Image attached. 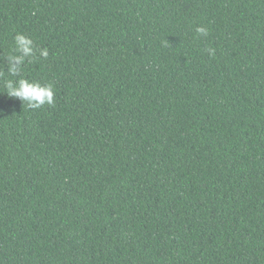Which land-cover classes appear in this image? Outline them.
Segmentation results:
<instances>
[{"label":"trees","instance_id":"1","mask_svg":"<svg viewBox=\"0 0 264 264\" xmlns=\"http://www.w3.org/2000/svg\"><path fill=\"white\" fill-rule=\"evenodd\" d=\"M0 70V264H264V0H0Z\"/></svg>","mask_w":264,"mask_h":264},{"label":"clouds","instance_id":"2","mask_svg":"<svg viewBox=\"0 0 264 264\" xmlns=\"http://www.w3.org/2000/svg\"><path fill=\"white\" fill-rule=\"evenodd\" d=\"M198 37H207V28L200 26L195 29ZM39 57L46 59L48 57L47 49H39L34 45L31 37L24 33L17 32L12 38V47L6 56L7 74L18 79H6L3 82L5 93L9 98L17 99L23 107L30 110L41 109L44 106H53L55 103L54 87L51 83H41L39 80H29L22 76L23 69L27 63H32ZM209 55L215 54V49H207ZM3 70H0V76H3Z\"/></svg>","mask_w":264,"mask_h":264}]
</instances>
